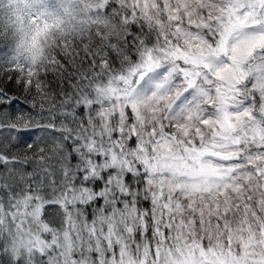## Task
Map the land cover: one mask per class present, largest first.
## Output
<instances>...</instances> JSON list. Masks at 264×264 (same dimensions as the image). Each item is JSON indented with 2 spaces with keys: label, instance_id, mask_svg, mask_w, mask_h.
I'll return each instance as SVG.
<instances>
[{
  "label": "snow or ice",
  "instance_id": "obj_1",
  "mask_svg": "<svg viewBox=\"0 0 264 264\" xmlns=\"http://www.w3.org/2000/svg\"><path fill=\"white\" fill-rule=\"evenodd\" d=\"M0 264H264V0H0Z\"/></svg>",
  "mask_w": 264,
  "mask_h": 264
},
{
  "label": "trees",
  "instance_id": "obj_2",
  "mask_svg": "<svg viewBox=\"0 0 264 264\" xmlns=\"http://www.w3.org/2000/svg\"><path fill=\"white\" fill-rule=\"evenodd\" d=\"M5 45L3 43H0V50L4 49Z\"/></svg>",
  "mask_w": 264,
  "mask_h": 264
}]
</instances>
